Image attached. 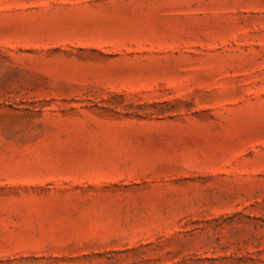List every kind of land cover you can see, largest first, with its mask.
Masks as SVG:
<instances>
[{
	"label": "rangeland",
	"instance_id": "obj_1",
	"mask_svg": "<svg viewBox=\"0 0 264 264\" xmlns=\"http://www.w3.org/2000/svg\"><path fill=\"white\" fill-rule=\"evenodd\" d=\"M0 264H264V0H0Z\"/></svg>",
	"mask_w": 264,
	"mask_h": 264
}]
</instances>
